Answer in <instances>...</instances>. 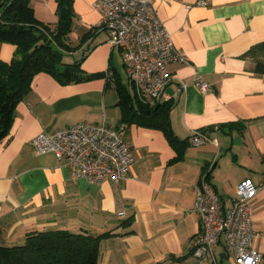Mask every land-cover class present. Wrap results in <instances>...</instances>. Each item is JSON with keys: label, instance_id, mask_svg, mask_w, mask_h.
Instances as JSON below:
<instances>
[{"label": "crops", "instance_id": "1", "mask_svg": "<svg viewBox=\"0 0 264 264\" xmlns=\"http://www.w3.org/2000/svg\"><path fill=\"white\" fill-rule=\"evenodd\" d=\"M96 1L71 0L66 38L70 61L80 60L83 76L94 77L61 85L49 74L36 75L0 141V246L21 245L31 232L86 231L111 234L100 243L98 264H231L222 242L213 260L190 256L200 231L193 187L207 172L228 208L241 181L264 180V76L241 58L264 41V0H152L175 49L187 59L169 66L172 80L160 100L171 102L174 144L161 129L122 122L115 82L134 92L126 73L121 78L122 52L107 44L99 27ZM30 5L38 21L56 24V0ZM16 56L14 46L0 43L2 62ZM196 77L210 90L200 92ZM180 82L188 86L178 94ZM80 123H104L123 134L134 160L125 181L72 179L53 155H36V136ZM194 132L216 144L192 146ZM251 207L253 248L264 257V190ZM128 219L132 224L120 227Z\"/></svg>", "mask_w": 264, "mask_h": 264}, {"label": "built area", "instance_id": "2", "mask_svg": "<svg viewBox=\"0 0 264 264\" xmlns=\"http://www.w3.org/2000/svg\"><path fill=\"white\" fill-rule=\"evenodd\" d=\"M95 8L100 14L99 27L108 35L107 44L122 52L136 98L150 107L156 105L172 80L169 66L187 64V59L175 49L152 0H97ZM193 84L202 93L210 90L199 77ZM187 86L180 82L177 93ZM189 141L194 147L216 144L201 132L192 133ZM31 146L38 156L53 155L69 169L72 179L90 184L123 182L134 165L123 134L104 123H80L40 134ZM259 190H264V180L258 185L250 179L241 181L231 205L224 208L204 172L193 187L192 211L199 217L200 231L192 242L190 256L199 261L213 260L222 242L231 264H263L262 254L253 248L257 233L251 203Z\"/></svg>", "mask_w": 264, "mask_h": 264}, {"label": "trees", "instance_id": "3", "mask_svg": "<svg viewBox=\"0 0 264 264\" xmlns=\"http://www.w3.org/2000/svg\"><path fill=\"white\" fill-rule=\"evenodd\" d=\"M56 4L57 22L51 27L36 19L30 0H0V43L14 46L17 55L10 63L0 60V141L10 129L16 104L28 94L36 75L49 74L61 85L94 77L83 76L80 60L70 61L72 50L66 38L73 17L71 0H56ZM241 58L253 63L254 74L264 76V41ZM115 87L122 122L161 129L175 143L169 125L171 102L150 107L118 81ZM132 222L122 221L120 227ZM110 237V233L93 236L86 231L31 232L21 245L0 246V264H98L100 243Z\"/></svg>", "mask_w": 264, "mask_h": 264}, {"label": "rangeland", "instance_id": "4", "mask_svg": "<svg viewBox=\"0 0 264 264\" xmlns=\"http://www.w3.org/2000/svg\"><path fill=\"white\" fill-rule=\"evenodd\" d=\"M121 78H122L123 80H126L125 72H124L123 69H122V72H121Z\"/></svg>", "mask_w": 264, "mask_h": 264}]
</instances>
